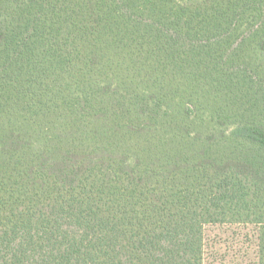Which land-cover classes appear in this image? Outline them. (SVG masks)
Masks as SVG:
<instances>
[{"label":"trees","instance_id":"16d2710c","mask_svg":"<svg viewBox=\"0 0 264 264\" xmlns=\"http://www.w3.org/2000/svg\"><path fill=\"white\" fill-rule=\"evenodd\" d=\"M264 228V0H0V264H204Z\"/></svg>","mask_w":264,"mask_h":264},{"label":"rangeland","instance_id":"374dc122","mask_svg":"<svg viewBox=\"0 0 264 264\" xmlns=\"http://www.w3.org/2000/svg\"><path fill=\"white\" fill-rule=\"evenodd\" d=\"M204 264H264V228L253 225H208Z\"/></svg>","mask_w":264,"mask_h":264}]
</instances>
